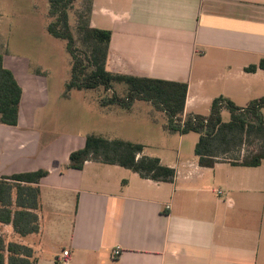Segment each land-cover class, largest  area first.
<instances>
[{"label": "crops", "instance_id": "obj_1", "mask_svg": "<svg viewBox=\"0 0 264 264\" xmlns=\"http://www.w3.org/2000/svg\"><path fill=\"white\" fill-rule=\"evenodd\" d=\"M91 25L112 31L109 71L187 82L185 115H208L218 97L240 107L264 97V70L246 71L264 58V0H94ZM25 58H4L23 96L18 125L0 124V179L49 172L40 232L18 240L37 264H61L64 251L67 264H264V162L156 156L172 182L94 161L69 169L88 134L48 135L50 83Z\"/></svg>", "mask_w": 264, "mask_h": 264}, {"label": "trees", "instance_id": "obj_2", "mask_svg": "<svg viewBox=\"0 0 264 264\" xmlns=\"http://www.w3.org/2000/svg\"><path fill=\"white\" fill-rule=\"evenodd\" d=\"M49 0L47 31L66 42L71 57V77L65 86L64 98L73 90L103 89L98 99L101 107H119L131 111L137 101L153 106L166 116L163 129L169 133L199 135L195 156L201 167L213 168L222 161L238 166H260L264 162V97L240 107L229 98L213 100L208 115L186 114L187 82L113 73L107 69L112 31L91 25L94 0ZM72 17L74 22H72ZM7 55L0 41V124L17 126L23 89L13 72L4 65ZM264 70V58L250 65L247 72ZM125 85L123 93L116 89ZM108 93H110L108 95ZM229 113L225 121L223 112ZM143 144L121 138L110 139L90 133L83 148L70 154L67 168L82 170L88 161L118 165L144 179L172 182L176 171L159 157L145 153ZM48 171L39 170L0 179V224L11 226L15 234L25 238L40 232L41 180ZM32 247L7 241L0 234V264H37Z\"/></svg>", "mask_w": 264, "mask_h": 264}, {"label": "rangeland", "instance_id": "obj_3", "mask_svg": "<svg viewBox=\"0 0 264 264\" xmlns=\"http://www.w3.org/2000/svg\"><path fill=\"white\" fill-rule=\"evenodd\" d=\"M80 4L81 0H77L75 6ZM48 10L49 0H0V41L6 47V56L31 59L33 65L40 64L47 73L50 103L45 112L51 122L48 135L62 138L95 132L143 144L145 153L163 156L167 161H175L179 152L184 159H196L194 150L199 135L165 131V114L156 111L158 122H154L151 116L153 106L149 102L137 101L131 112L114 107L103 113L104 109L97 103L104 94L103 89L73 91L69 99L63 97L65 85L71 77V57L66 42L47 31L51 21ZM124 88L125 85L116 87L120 94ZM201 112L207 113L205 110ZM223 118L229 120L227 111L223 112ZM0 234L7 241L21 239L7 225L0 224Z\"/></svg>", "mask_w": 264, "mask_h": 264}, {"label": "built area", "instance_id": "obj_4", "mask_svg": "<svg viewBox=\"0 0 264 264\" xmlns=\"http://www.w3.org/2000/svg\"><path fill=\"white\" fill-rule=\"evenodd\" d=\"M218 193L220 194L221 191L218 190ZM121 253V250L119 248H115L112 252V258H117ZM69 256V251H64L63 252V258L61 260V264H67L68 263V257Z\"/></svg>", "mask_w": 264, "mask_h": 264}]
</instances>
